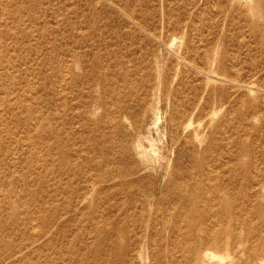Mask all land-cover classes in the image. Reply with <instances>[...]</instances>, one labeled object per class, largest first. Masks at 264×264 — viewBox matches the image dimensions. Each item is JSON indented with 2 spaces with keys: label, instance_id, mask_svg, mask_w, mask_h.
<instances>
[{
  "label": "rangeland",
  "instance_id": "obj_1",
  "mask_svg": "<svg viewBox=\"0 0 264 264\" xmlns=\"http://www.w3.org/2000/svg\"><path fill=\"white\" fill-rule=\"evenodd\" d=\"M0 264H264V0H0Z\"/></svg>",
  "mask_w": 264,
  "mask_h": 264
}]
</instances>
